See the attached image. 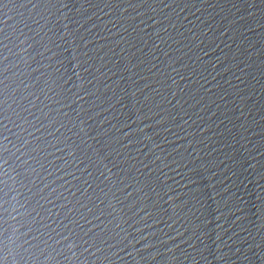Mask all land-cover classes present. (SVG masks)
<instances>
[{
    "label": "water",
    "instance_id": "95a60500",
    "mask_svg": "<svg viewBox=\"0 0 264 264\" xmlns=\"http://www.w3.org/2000/svg\"><path fill=\"white\" fill-rule=\"evenodd\" d=\"M0 264H264V0H0Z\"/></svg>",
    "mask_w": 264,
    "mask_h": 264
}]
</instances>
